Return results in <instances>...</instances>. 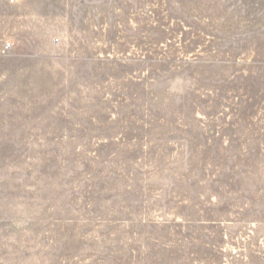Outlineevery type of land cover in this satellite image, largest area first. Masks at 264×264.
<instances>
[{
	"label": "rangeland",
	"instance_id": "obj_1",
	"mask_svg": "<svg viewBox=\"0 0 264 264\" xmlns=\"http://www.w3.org/2000/svg\"><path fill=\"white\" fill-rule=\"evenodd\" d=\"M0 264H264V0H0Z\"/></svg>",
	"mask_w": 264,
	"mask_h": 264
}]
</instances>
